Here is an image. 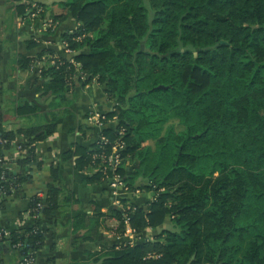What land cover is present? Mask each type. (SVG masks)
Listing matches in <instances>:
<instances>
[{
  "label": "trees",
  "instance_id": "1",
  "mask_svg": "<svg viewBox=\"0 0 264 264\" xmlns=\"http://www.w3.org/2000/svg\"><path fill=\"white\" fill-rule=\"evenodd\" d=\"M58 6L55 23L69 16L77 23L60 45L68 44L79 67L62 50L18 57L40 99L52 100L50 120L5 132L0 113V154L24 137L25 157L17 164L32 171L37 145L69 113L77 84L97 83L113 111L102 116V129L80 126L84 140L97 141L73 144L63 161L73 162L87 185L118 176L117 183L133 190L143 178L139 190L154 199L145 206L122 200L107 211L91 202L89 213L72 221L75 233L84 231L74 244L97 241L100 229L116 220L114 232L124 236L130 228L137 242L102 248L89 255L93 264H264V0H66ZM21 8L29 15V5ZM27 43L37 44L34 38ZM25 104L21 108L35 109ZM115 148L118 164L110 159ZM4 174L5 196L30 178ZM51 176L61 180L58 166ZM77 204L66 187L49 185L28 208L49 218ZM167 220L168 228L145 237ZM46 234L36 223L0 244L23 264L36 259Z\"/></svg>",
  "mask_w": 264,
  "mask_h": 264
},
{
  "label": "crops",
  "instance_id": "2",
  "mask_svg": "<svg viewBox=\"0 0 264 264\" xmlns=\"http://www.w3.org/2000/svg\"><path fill=\"white\" fill-rule=\"evenodd\" d=\"M66 0H0V113L3 115L2 129L5 132H15L42 125L50 120L51 99H40L36 86H32V77L24 74L18 67L19 56L36 57L46 49L60 50L62 35L75 29L77 23L69 16L62 22H56L53 28L46 18L60 15L62 9L58 4ZM30 3L40 5L44 10V18H30L22 13V8ZM34 38L37 43L29 48L27 41ZM72 54V56H74ZM65 57H69L64 55ZM41 81L39 84H42ZM76 101L70 107L69 113L58 122L54 135L37 145V164L32 171L21 169L17 162L25 157L21 145L26 143L24 137H17L11 146L1 152L5 167L13 174L29 175V180L10 196H0V230L13 232L30 228L40 223L46 230L45 246L41 249L34 264H93L90 254L99 252L102 248H111L125 243H136L137 237L130 228L124 236L114 232L118 226L116 220H109L107 229L101 228L98 240L75 245V239L84 231L75 233L72 227L73 219L84 213H89L88 206L96 202L103 211L121 207V201L127 200L137 206H145L154 199L153 192H142L140 186L145 180L140 178L135 189L129 190L123 184L112 187L111 183L103 185H87L85 174L74 169L73 162L63 161L62 155L73 144L90 146L97 141L94 136L84 140L78 128L82 125L93 126L90 121L94 116H106L113 111L104 92V87L93 83L87 86L75 87ZM26 102L35 109L27 110ZM20 108V109H19ZM28 108V107H26ZM65 108V107H64ZM60 109H63L61 107ZM108 128H115V123L108 122ZM99 129V128H98ZM39 164L41 168L38 169ZM58 166L61 180L51 176V167ZM62 185L73 192L79 204L70 211L61 209L52 217L32 216L29 214V201L36 194H45L48 186ZM169 220L156 230L147 229L145 237L153 238L161 230L169 227ZM0 264H20L19 256L10 252L5 244H0Z\"/></svg>",
  "mask_w": 264,
  "mask_h": 264
},
{
  "label": "built area",
  "instance_id": "3",
  "mask_svg": "<svg viewBox=\"0 0 264 264\" xmlns=\"http://www.w3.org/2000/svg\"><path fill=\"white\" fill-rule=\"evenodd\" d=\"M30 6V10H29V15L28 17L30 18H39L41 16V14H45V10L38 4L35 3H30L28 4ZM47 22L50 24V28L54 27L55 22L53 21V19L51 18H46ZM60 50H62L64 52V54L68 59H70V61L76 66V68L79 67V65L77 63H75L72 59V54L73 51H71L68 48V44L66 42H63L60 45ZM59 55V54H58ZM62 56V55H61ZM38 69V67H37ZM103 117L96 115L94 116L92 119H90V121H93V126H96L99 129H102L105 124L102 122ZM5 143V141H0V145H3ZM119 149H124V146L121 145ZM118 148H115L113 155L110 157L111 160H114L116 164H118ZM2 161L0 159V170H3L4 172H9L11 174V172L5 167V164H1ZM4 172L0 175V196H5L6 194V189L4 187V183L8 182L9 180L6 178V175L4 174ZM13 174V173H12ZM118 181V176H114L112 181H111V185L112 187L116 186L117 184H121V183H117ZM13 192H16V189H12ZM10 233L9 232H5L0 230V240L2 239L3 236H9ZM35 263V258H30V259H25L23 264H34Z\"/></svg>",
  "mask_w": 264,
  "mask_h": 264
},
{
  "label": "water",
  "instance_id": "4",
  "mask_svg": "<svg viewBox=\"0 0 264 264\" xmlns=\"http://www.w3.org/2000/svg\"><path fill=\"white\" fill-rule=\"evenodd\" d=\"M143 48V47H142ZM162 88V87H161Z\"/></svg>",
  "mask_w": 264,
  "mask_h": 264
}]
</instances>
